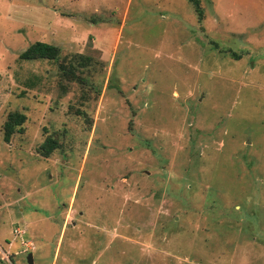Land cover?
Returning <instances> with one entry per match:
<instances>
[{"label":"rangeland","instance_id":"obj_1","mask_svg":"<svg viewBox=\"0 0 264 264\" xmlns=\"http://www.w3.org/2000/svg\"><path fill=\"white\" fill-rule=\"evenodd\" d=\"M197 1L0 0V264H264V0Z\"/></svg>","mask_w":264,"mask_h":264},{"label":"trees","instance_id":"obj_2","mask_svg":"<svg viewBox=\"0 0 264 264\" xmlns=\"http://www.w3.org/2000/svg\"><path fill=\"white\" fill-rule=\"evenodd\" d=\"M193 3L198 20L202 16L201 8L197 0H189ZM59 47L36 40L26 46L18 53V58L22 60H51L57 61L56 67L59 70L60 76L65 82L77 81L80 83L86 82V79L76 73L77 68H85L90 64V57L81 53H72L68 57L59 59ZM66 86V85H65ZM25 120V115L21 112L10 111L6 115V119L2 123V139L8 141L14 132L21 133L23 131L22 123ZM57 143L54 138L45 137L38 147V151L42 156H47Z\"/></svg>","mask_w":264,"mask_h":264},{"label":"water","instance_id":"obj_3","mask_svg":"<svg viewBox=\"0 0 264 264\" xmlns=\"http://www.w3.org/2000/svg\"><path fill=\"white\" fill-rule=\"evenodd\" d=\"M25 260L28 264H32V255L30 252L26 253Z\"/></svg>","mask_w":264,"mask_h":264},{"label":"built area","instance_id":"obj_4","mask_svg":"<svg viewBox=\"0 0 264 264\" xmlns=\"http://www.w3.org/2000/svg\"><path fill=\"white\" fill-rule=\"evenodd\" d=\"M16 230H17V229H16ZM16 230H15V231H16Z\"/></svg>","mask_w":264,"mask_h":264},{"label":"crops","instance_id":"obj_5","mask_svg":"<svg viewBox=\"0 0 264 264\" xmlns=\"http://www.w3.org/2000/svg\"><path fill=\"white\" fill-rule=\"evenodd\" d=\"M32 255V254H31Z\"/></svg>","mask_w":264,"mask_h":264}]
</instances>
